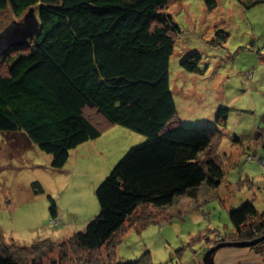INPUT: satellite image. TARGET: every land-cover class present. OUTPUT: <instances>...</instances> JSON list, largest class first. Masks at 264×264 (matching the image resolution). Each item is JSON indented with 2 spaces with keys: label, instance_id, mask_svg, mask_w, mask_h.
I'll list each match as a JSON object with an SVG mask.
<instances>
[{
  "label": "trees",
  "instance_id": "16d2710c",
  "mask_svg": "<svg viewBox=\"0 0 264 264\" xmlns=\"http://www.w3.org/2000/svg\"><path fill=\"white\" fill-rule=\"evenodd\" d=\"M167 2L0 0V11L9 9L19 18L33 7L39 21L25 44L0 57V131L22 134L50 156L55 169L64 167L70 150L98 137L105 126L120 125L147 137L96 186L99 211L82 230L59 243L6 244L0 238V264H152L148 251L135 260L115 261L120 241L115 237L126 221L140 207L165 208L176 197L194 198L202 184L220 185L225 168L207 153L213 138L218 144L220 130L182 125L169 85L179 27L162 10ZM204 3L211 9L215 0ZM223 32L216 33L222 40ZM200 61L199 52L191 51L179 64L202 73ZM230 110L220 107L216 123L225 126ZM254 145L264 148V141ZM31 187L43 191L37 181ZM49 198L55 218L56 205ZM240 204L229 209L232 232L223 235L229 241L262 236L264 210L259 212L251 200ZM144 216L135 229L172 219ZM105 245L111 247L105 261L91 258ZM252 249L264 259V241Z\"/></svg>",
  "mask_w": 264,
  "mask_h": 264
},
{
  "label": "rangeland",
  "instance_id": "374dc122",
  "mask_svg": "<svg viewBox=\"0 0 264 264\" xmlns=\"http://www.w3.org/2000/svg\"><path fill=\"white\" fill-rule=\"evenodd\" d=\"M162 10L179 27L169 60V85L179 119L185 126L220 130L218 144L213 138L207 153L223 164L225 174L217 188L200 185L194 198L179 196L161 209L138 208L116 234L120 241L115 261L135 260L148 251L152 264H204L210 247L236 241L223 235L232 232L231 207L251 200L259 212L264 210V148L254 145L264 141V0H215L211 9L204 0H168ZM21 17L9 9L0 11V31ZM219 30L224 31L223 40L216 34ZM191 51L199 52L202 73L187 72L179 64ZM220 107L231 109L225 126L215 121ZM146 140L120 125L105 126L98 137L70 150L64 167L55 169L50 156L22 134L0 131L1 240L30 244L69 239L97 215L96 186L130 147ZM35 181L42 192L33 191ZM49 197L56 205L55 219ZM148 212L172 219L135 229ZM254 245L219 247L214 264H221L229 250H245L264 264ZM110 250L105 245L91 258L103 261ZM56 251L52 257H57ZM242 259L234 257L230 264H255Z\"/></svg>",
  "mask_w": 264,
  "mask_h": 264
},
{
  "label": "water",
  "instance_id": "95a60500",
  "mask_svg": "<svg viewBox=\"0 0 264 264\" xmlns=\"http://www.w3.org/2000/svg\"><path fill=\"white\" fill-rule=\"evenodd\" d=\"M39 21L34 12V8L30 7L23 13L20 19L11 20L0 31V57L10 48L19 47L26 43L38 30ZM264 239V234L252 241H235V242H222L215 246L210 247L203 255L204 264H214V253L219 247L234 246L246 247L252 246L260 240Z\"/></svg>",
  "mask_w": 264,
  "mask_h": 264
},
{
  "label": "crops",
  "instance_id": "0c3cea01",
  "mask_svg": "<svg viewBox=\"0 0 264 264\" xmlns=\"http://www.w3.org/2000/svg\"><path fill=\"white\" fill-rule=\"evenodd\" d=\"M57 215V214H56ZM237 251V252H235ZM229 250V254L228 257H225L223 259V262H221V264H224L225 262L230 264V260L234 257H241L243 258L242 262L244 263H255V264H260L257 262V258H254V256H252L249 252H246L245 250ZM226 263V264H227Z\"/></svg>",
  "mask_w": 264,
  "mask_h": 264
},
{
  "label": "built area",
  "instance_id": "2783aa9c",
  "mask_svg": "<svg viewBox=\"0 0 264 264\" xmlns=\"http://www.w3.org/2000/svg\"><path fill=\"white\" fill-rule=\"evenodd\" d=\"M53 219H55V218H53ZM53 222V221H52Z\"/></svg>",
  "mask_w": 264,
  "mask_h": 264
}]
</instances>
